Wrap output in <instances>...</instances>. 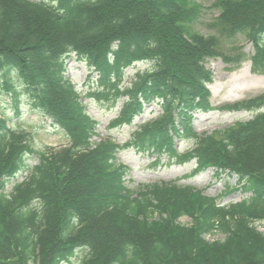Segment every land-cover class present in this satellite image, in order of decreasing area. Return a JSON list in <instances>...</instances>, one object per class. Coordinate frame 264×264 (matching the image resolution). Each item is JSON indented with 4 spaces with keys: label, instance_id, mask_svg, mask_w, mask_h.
Returning <instances> with one entry per match:
<instances>
[{
    "label": "trees",
    "instance_id": "obj_1",
    "mask_svg": "<svg viewBox=\"0 0 264 264\" xmlns=\"http://www.w3.org/2000/svg\"><path fill=\"white\" fill-rule=\"evenodd\" d=\"M216 6L217 34L206 37L192 28L201 7L192 0H0L3 88L13 99L21 90L70 144L39 153L32 136L9 129L0 112V264H63L78 250L82 264H264L256 226L264 221V94L223 107L259 112L252 120L202 135L190 125L192 114L215 110L207 61L220 58L229 70L246 61L244 47L231 41L252 45L251 72L264 75V0ZM71 53L97 74L89 96L122 101L112 127L131 124L151 103L157 116L124 145L92 142L97 123L65 77ZM137 63L149 67L124 85ZM184 138L194 147L179 154L174 141ZM130 147L236 176L250 196L224 207L176 183L129 189L116 156ZM28 154L38 164L6 195L7 179Z\"/></svg>",
    "mask_w": 264,
    "mask_h": 264
},
{
    "label": "rangeland",
    "instance_id": "obj_2",
    "mask_svg": "<svg viewBox=\"0 0 264 264\" xmlns=\"http://www.w3.org/2000/svg\"><path fill=\"white\" fill-rule=\"evenodd\" d=\"M40 2L42 0H33ZM199 4L198 18L194 21L192 28L195 32L206 37L217 34V18L220 10L216 6L217 0H192ZM232 43L244 47L246 61L237 70H229V65L222 59H210L206 67L212 73V83L207 85L210 92V105L214 111L209 113L192 114V130L197 134L212 133L215 130L223 129L236 122H245L253 119L256 113L249 111L229 112L223 111V107L233 105L238 102L250 100L264 94V75H256L251 72L250 57L253 54L252 45L241 38ZM148 64L138 63L127 69L125 72V85L129 84L139 71L148 69ZM67 77L77 86V89L86 94L89 85L87 77L89 69L83 61L73 57L67 61ZM0 75V79H1ZM96 78V74L93 75ZM17 103V102H16ZM16 103L3 88L0 80V108L3 116L8 119L9 125H15L25 131L34 134V146L38 151L58 149L68 144V140L55 127H51L50 120L42 117L39 113L31 111L29 100L25 96L18 98L20 113L15 115L14 107ZM84 103L88 113L93 119L98 121L99 136L93 140L111 137L120 144L126 143L137 126L144 121L154 118L159 112L158 105L150 104L144 110V114L137 117L130 126L117 127L108 131L109 124L118 116L122 103L116 107L107 102H96L91 98L84 97ZM179 147V152L183 153L192 146L188 139H176L174 141ZM121 163L129 167V173L125 178L126 186L132 190H138L143 186L153 185L163 182H178L183 186H195L205 191L206 194L218 199L221 206H229L246 199L249 195L242 193L238 189L237 178L229 174L216 175L213 169H203L196 171L194 162L181 165L177 161L168 162L167 155L160 161H156V156L138 153L135 150H124L118 155ZM37 162L33 157L26 160V165L32 168ZM30 170L22 171L15 180L6 186V193L10 194L17 183L23 182L29 175ZM183 224H189V219H183ZM259 231L264 233V221L256 224ZM209 241L223 239L222 236L208 237ZM83 251H76L64 264H82Z\"/></svg>",
    "mask_w": 264,
    "mask_h": 264
}]
</instances>
